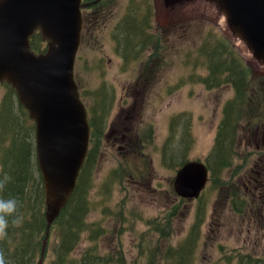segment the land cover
I'll return each mask as SVG.
<instances>
[{
    "label": "rangeland",
    "instance_id": "1",
    "mask_svg": "<svg viewBox=\"0 0 264 264\" xmlns=\"http://www.w3.org/2000/svg\"><path fill=\"white\" fill-rule=\"evenodd\" d=\"M169 1L82 0L85 9L75 77L90 115L94 114L105 128L104 133L98 131L91 137L97 164L87 191L91 201L89 225L102 222L99 226L104 230L98 252L118 251L120 245L130 264H143L156 249L157 262L171 264L165 257L167 249L189 237L195 223L201 239L197 264H215L221 244L227 254L237 251V256L244 255L246 261L249 255L264 259V174L255 173H264V162L256 163L257 156L263 155L256 148H262L247 142V135L253 136V131L244 128L249 118L242 120L240 127L235 126L230 141L234 166L222 171L221 180L211 177L199 198H182L174 187L180 161H206L215 145L218 125L228 119L225 106L229 108L237 96L232 83L209 88L202 81L209 72L208 60L214 58L219 66L223 54L213 46L212 34L220 33L225 46L243 59L250 77L256 79L251 81L253 89L264 88V64L232 33L216 1ZM130 32L134 40L126 44L132 39ZM206 46L208 53L201 52ZM146 74L151 77L144 79ZM140 75L142 80L137 83ZM11 88L0 82V105ZM252 88L249 93H253ZM253 94L258 97L257 91ZM14 98L12 120L0 122L2 134L22 130L23 111L17 95ZM246 110L245 117L262 115L264 109L248 106ZM5 114L6 110L2 117ZM26 116L34 124L36 148L35 122L27 112ZM113 128L117 131L112 132ZM185 131L188 135L183 139ZM20 137L23 143L28 141ZM176 140L183 146L188 144L186 158L172 149H181ZM166 143L172 146L168 147L169 154L175 152V159L163 162ZM249 151L254 152L252 158L247 157ZM116 170L119 179L114 180L111 175ZM251 177L256 178L253 183L248 181ZM218 181L219 189L215 184ZM234 192L244 200L234 202ZM92 235L85 233L76 256L93 246ZM58 240L53 233V247ZM45 254L43 264L55 257L51 248ZM203 256L210 260L205 261Z\"/></svg>",
    "mask_w": 264,
    "mask_h": 264
},
{
    "label": "water",
    "instance_id": "2",
    "mask_svg": "<svg viewBox=\"0 0 264 264\" xmlns=\"http://www.w3.org/2000/svg\"><path fill=\"white\" fill-rule=\"evenodd\" d=\"M233 29L264 62V0H214ZM82 0H0V81L17 91L36 127V156L43 178L46 238L72 197L85 163L91 125L75 79L82 29ZM40 32L46 48L31 38ZM203 161H187L174 187L182 198L198 197L207 184Z\"/></svg>",
    "mask_w": 264,
    "mask_h": 264
},
{
    "label": "trees",
    "instance_id": "3",
    "mask_svg": "<svg viewBox=\"0 0 264 264\" xmlns=\"http://www.w3.org/2000/svg\"><path fill=\"white\" fill-rule=\"evenodd\" d=\"M212 35H215L212 40L213 46L217 49L219 47L223 54L220 56L219 66L214 58L208 60L209 72L207 76L202 77V81L209 88L232 83L237 91V96L233 99L229 108L228 105L225 106V111L227 112L228 110L229 112V114L227 112L228 119L226 117L227 120H222L218 125L215 145L212 147L206 161H204L211 171L212 180L215 181L216 179L221 180L223 176L221 173L225 168H233L234 161L230 157V148L232 145L230 141L234 138L237 130L235 126H241L240 118L244 116L248 106L264 109L262 93L264 88L258 90L257 86L254 89L252 88L251 81H256V79L254 76L252 78L250 77L251 74L248 73L243 59L230 47L227 48L225 46L227 43L220 33ZM132 40L134 39H127V42L130 43L126 44H131ZM43 42L39 33H36L32 38L33 47L38 50L44 49L45 46L41 48V43ZM207 47L201 48V52L208 53ZM1 83L11 88L8 82ZM249 87L253 89V93L255 91L258 92V97L248 92L250 90ZM11 89L7 91L1 103V105H4L0 109L1 124L11 121L14 110L16 109L15 102L17 100L14 98L16 92L15 89ZM246 105L247 107H245ZM20 106L23 111L22 118L24 119L22 127L20 128L22 130L16 131L12 135H9L7 132L4 134L0 133V151L2 154V156L0 155V169L1 171L3 170L2 173L0 171V177L4 174L11 177L10 182L5 186L4 190L0 191V197L5 199L16 198L19 201L18 211L23 215V224L18 228L11 226V224L9 225L7 238L4 241H0V250L4 252L5 259L10 264H37L43 248L44 239L46 238L47 220L45 214V195L43 178L36 159L35 141L33 137L34 124L31 125L29 123L30 119L26 116L27 110L21 103ZM5 110L6 114L2 117ZM253 114L248 117L251 119H263L261 117H264V110L261 111L262 115ZM1 119L3 120L1 121ZM231 126L234 127L232 128ZM172 130L174 131L173 127ZM96 132L98 130L94 129L92 136H95ZM186 135H188L187 131L181 137L184 139ZM20 136L27 137L28 141H24L25 143H23ZM171 139H169V144H172ZM186 145L188 144L181 145V149L178 150L177 148L174 149L172 146H168L166 143L163 150V162L175 159V152H172L170 155L168 147H172L178 154H181L182 158H186L184 157L186 155ZM94 152L95 147L92 145L89 149L85 164L81 169L78 183L72 197L51 226L46 252L48 254L51 248L55 257L49 263L45 262V264H130L123 251H120L122 247L120 245L117 246L118 251L99 254V243L102 232L104 231L99 226L102 222H94L89 225L87 220L91 211V201L87 196L89 189L88 183H92L93 171L97 164L96 158H93ZM186 161L187 158L180 161L179 166L184 165ZM172 163L177 164V162ZM33 170L35 173H33ZM111 176L114 177V180L119 179L118 171H114ZM220 183V181L215 183L218 189L221 187ZM231 199L234 202L244 200L243 195L238 194V192H234ZM201 211L199 210V215ZM197 226L194 223L192 229L189 231H192L189 237L184 238L179 245L167 249L165 257L168 262H172L171 264H197L198 257L196 253H198L199 240H201L200 229ZM86 232L93 234L90 237V240H93V246L87 247L80 256H76L75 251H77L82 243ZM53 233H56L59 238L57 245L54 247L51 244ZM86 238L89 240V237ZM218 250L221 255L214 260L215 264H222L223 262L224 264H231L232 262L234 264H264V259L253 258L250 255L246 261L244 255L240 254L237 256V251L233 255H229L224 251L222 244L218 247ZM158 253V250L152 249L148 255L147 262L143 264H159L157 262ZM203 259L209 261L210 257L203 256ZM132 264L138 263L133 262Z\"/></svg>",
    "mask_w": 264,
    "mask_h": 264
},
{
    "label": "flooded vegetation",
    "instance_id": "4",
    "mask_svg": "<svg viewBox=\"0 0 264 264\" xmlns=\"http://www.w3.org/2000/svg\"><path fill=\"white\" fill-rule=\"evenodd\" d=\"M85 1H88V0H85ZM41 45H42L41 48H43L45 46V42L41 43ZM36 50H38V49H36ZM39 50H41V49H39ZM142 77H143V75L139 76V80L137 81V83H139L142 80ZM150 77L151 76L150 75L148 76V74L144 75V79L145 78L148 79ZM134 91H136V89H134ZM82 94H83V97H84L83 91H82ZM134 94H136V93L134 92ZM121 105H122V103H121ZM89 115H90V111H89ZM244 115H246V112L244 113ZM90 116H91L90 117L91 135L93 134V130L94 129H97L98 131H101V132L103 131L102 133H104L105 128L102 129L101 126L97 123V120L95 119L96 117L94 116V114L90 115ZM127 117L129 118L130 115H127ZM246 118H249V117L246 116V117L242 118L241 121L246 119ZM249 119L250 120L248 121V123L244 124V128H248L251 131H253V136L247 135V142H248V144H255L254 145L255 148H256V146H260L263 149L262 150V149L256 148V151H262V154H263L262 156H257L256 163L264 162V119H256L255 121H254V119H251V118H249ZM115 131H117V128H113L112 129V132H115ZM114 139H117V138H114ZM176 141L179 142V144L182 145V143L179 140H176ZM253 151H249V154L247 155L248 158H252L251 156H252V154H254ZM261 168H263V167H261ZM255 173L257 175L264 174L261 170L260 171L255 170ZM255 179H256L255 177H251L248 181L250 183H253L255 181ZM246 190L247 191L249 190V189H247V186H246Z\"/></svg>",
    "mask_w": 264,
    "mask_h": 264
},
{
    "label": "clouds",
    "instance_id": "5",
    "mask_svg": "<svg viewBox=\"0 0 264 264\" xmlns=\"http://www.w3.org/2000/svg\"><path fill=\"white\" fill-rule=\"evenodd\" d=\"M11 177L4 174L0 177V191L10 182ZM19 201L16 198L5 199L0 197V241H4L8 236L9 225L21 227L23 224V215L19 213ZM0 264H10L6 261L4 252L0 250Z\"/></svg>",
    "mask_w": 264,
    "mask_h": 264
}]
</instances>
